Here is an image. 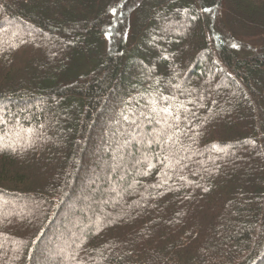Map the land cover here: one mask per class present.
Here are the masks:
<instances>
[{
	"label": "trees",
	"instance_id": "16d2710c",
	"mask_svg": "<svg viewBox=\"0 0 264 264\" xmlns=\"http://www.w3.org/2000/svg\"><path fill=\"white\" fill-rule=\"evenodd\" d=\"M12 25L0 264H264V0H0Z\"/></svg>",
	"mask_w": 264,
	"mask_h": 264
},
{
	"label": "rangeland",
	"instance_id": "374dc122",
	"mask_svg": "<svg viewBox=\"0 0 264 264\" xmlns=\"http://www.w3.org/2000/svg\"><path fill=\"white\" fill-rule=\"evenodd\" d=\"M4 30H8L10 33H14V34H16L17 33V28H16V26H14V25H12L11 27H4V28H2L0 31H4ZM23 33V32H22ZM226 82V81H225ZM10 141V139H7V141L6 142H9ZM0 142H1V139H0ZM10 143V142H9ZM8 201H6L5 199H0V206H2L3 204H6ZM68 246V242H66L63 246H62V249H61V251L63 250V249H65L66 247ZM60 250L58 249L57 250V252H59ZM58 256H59V254H58ZM61 256H63V255H61Z\"/></svg>",
	"mask_w": 264,
	"mask_h": 264
},
{
	"label": "snow or ice",
	"instance_id": "6c2138e0",
	"mask_svg": "<svg viewBox=\"0 0 264 264\" xmlns=\"http://www.w3.org/2000/svg\"><path fill=\"white\" fill-rule=\"evenodd\" d=\"M233 47H236V45H233ZM164 111H167V109H164ZM213 147H215V145ZM13 151H15V149H13ZM149 167H151V165H149ZM144 174L147 175V172H145ZM205 191H207V189H205Z\"/></svg>",
	"mask_w": 264,
	"mask_h": 264
}]
</instances>
